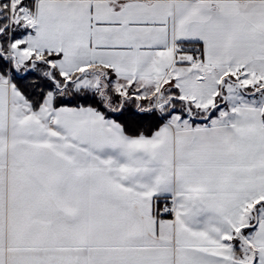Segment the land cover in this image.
Segmentation results:
<instances>
[{
    "label": "snow or ice",
    "instance_id": "1",
    "mask_svg": "<svg viewBox=\"0 0 264 264\" xmlns=\"http://www.w3.org/2000/svg\"><path fill=\"white\" fill-rule=\"evenodd\" d=\"M0 264H264V0H0Z\"/></svg>",
    "mask_w": 264,
    "mask_h": 264
}]
</instances>
